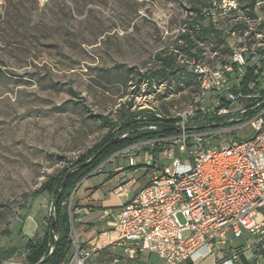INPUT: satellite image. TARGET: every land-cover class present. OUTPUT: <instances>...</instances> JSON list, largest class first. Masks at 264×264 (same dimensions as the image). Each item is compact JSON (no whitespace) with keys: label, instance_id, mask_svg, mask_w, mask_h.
I'll list each match as a JSON object with an SVG mask.
<instances>
[{"label":"rangeland","instance_id":"374dc122","mask_svg":"<svg viewBox=\"0 0 264 264\" xmlns=\"http://www.w3.org/2000/svg\"><path fill=\"white\" fill-rule=\"evenodd\" d=\"M248 2L0 0V264L27 263V242L40 241L53 216L54 196L42 185L95 151L111 131L96 114L118 123L132 112L175 117L187 107L197 90L195 78L189 80L182 70L149 77L159 67L158 52L165 50L185 70L194 57L218 64L237 51H245V58L260 54L264 0L255 6V17ZM195 5L203 9L206 25L215 23L219 36L197 37L190 24ZM186 30L196 42L197 56L182 49ZM257 62L264 71V61ZM250 101L242 99L233 109ZM217 124L222 129L239 123L222 117ZM242 135L231 131L223 138L241 140ZM148 141L132 144L133 152H152ZM219 141L211 138L213 144ZM109 159L97 169L121 164ZM81 181L64 203L71 217Z\"/></svg>","mask_w":264,"mask_h":264},{"label":"built area","instance_id":"2783aa9c","mask_svg":"<svg viewBox=\"0 0 264 264\" xmlns=\"http://www.w3.org/2000/svg\"><path fill=\"white\" fill-rule=\"evenodd\" d=\"M260 47V54L254 51L245 58V51H237L232 59L218 64L193 58L191 68L186 71L193 73L197 90L187 107L175 116L178 133L148 139L152 151L146 155L149 182L117 213L119 235L114 244L129 258L150 252L162 264H186L188 260L211 255L215 264H243L240 254L247 248L254 250L256 264H261L264 259V251H259L260 247L264 249V86L260 84L263 71L248 84L253 93L242 91L248 66L264 61V42ZM258 72L257 69L255 73ZM258 87L261 90L257 93ZM242 99H256L257 103L250 101L234 110V105ZM222 117L239 124L217 129L218 119ZM208 126L211 128L204 132ZM247 127L253 132L241 140L223 138L231 131ZM144 129L158 130L159 125L148 123ZM214 137H220V141L213 144ZM133 146L115 152L109 160L126 159L129 166H138ZM165 156L171 160L170 164L164 163ZM52 212L56 214L54 205ZM114 214L111 208L104 210V217ZM73 231L74 251L63 264H88L98 248L80 246ZM245 232L253 237L243 248L237 240ZM54 237L58 239L59 235Z\"/></svg>","mask_w":264,"mask_h":264},{"label":"trees","instance_id":"16d2710c","mask_svg":"<svg viewBox=\"0 0 264 264\" xmlns=\"http://www.w3.org/2000/svg\"><path fill=\"white\" fill-rule=\"evenodd\" d=\"M259 1L261 0H250V2H248L253 17L256 15L254 9ZM191 10L196 13V16L191 19L190 24L192 28H195L197 37L204 38V35H209L211 32H215L216 36H219L220 32L215 27V23L209 21L207 25L205 24L204 21L206 17L203 9L199 5L193 6ZM261 24L264 25V19L261 21ZM181 37L187 43V46L182 49L187 53L197 56V54H193V48L196 46V42L192 38L191 32L186 30L181 33ZM225 47L226 49H229V46L228 48L227 46ZM262 52H264V49ZM156 60L159 62V67L155 68L152 73L149 74V77L156 76L166 78L180 70H182L184 76L189 80L194 77L193 73L180 68L176 64V59L165 50L156 54ZM257 69L259 71L258 74L255 73ZM262 71V68H258V65L248 66V71L242 80V91L245 94L253 93V90L248 87V84L253 78L259 77ZM72 92L75 93L73 90ZM137 113L138 112L130 113L123 122L118 123L114 122L108 116L96 114V117H99L111 125V131H109V134L98 144L99 146L95 151L85 156H81L73 164V167L62 169L57 175L53 176L51 180L42 185L41 189L52 193L55 201L62 188L64 180H66L65 189L58 200L57 213L52 216L48 230L40 241L29 239L25 246V250L27 251V264H63L67 259L73 245V240L71 237V216L64 211V201L70 199L77 184L84 177L90 176V173L96 170L107 158L127 146L162 135L178 133V129L175 127L178 117L155 115V112H150L149 114H144V112L140 114ZM148 123L159 125V129H144V126ZM124 133H127V135L122 137ZM116 135H119L120 139L110 147L101 150ZM91 158L92 160L88 164H85ZM54 219L56 221L52 226L51 224ZM55 234L59 235L58 239H55ZM52 246H56L53 252H51Z\"/></svg>","mask_w":264,"mask_h":264},{"label":"crops","instance_id":"0c3cea01","mask_svg":"<svg viewBox=\"0 0 264 264\" xmlns=\"http://www.w3.org/2000/svg\"><path fill=\"white\" fill-rule=\"evenodd\" d=\"M260 84L264 86V71ZM241 131L242 136H248L253 132L250 127L243 128ZM148 153V151L138 153V166L136 167L129 166L126 159L117 160L115 162L121 164H118L116 169L104 171L99 169L93 175L83 179L78 186L75 194L72 229L80 246L98 248L88 264H162L161 259L150 252H143L138 258L131 259L121 247L114 244L119 235L116 225L117 213L149 182L150 168L146 163ZM143 168L145 172L141 171ZM98 174H100L99 180L89 182L92 176ZM107 208H111L116 214L104 217V210ZM252 237L250 233L245 232L243 237L237 240V244L244 248ZM73 251L72 245L69 255ZM259 251H264V249L260 247ZM240 261L243 264H256L254 250L245 248L240 254ZM186 264H215V259L211 255L204 256L188 260ZM261 264H264V259Z\"/></svg>","mask_w":264,"mask_h":264},{"label":"water","instance_id":"95a60500","mask_svg":"<svg viewBox=\"0 0 264 264\" xmlns=\"http://www.w3.org/2000/svg\"><path fill=\"white\" fill-rule=\"evenodd\" d=\"M120 139V136L119 135H117V136H115L113 139H111L104 147H103V149H106V148H108V147H110L111 145H113V143H115V142H117L118 140ZM96 156V155H95ZM92 160V158L91 159H89L85 164H88L90 161ZM65 186H66V180H64V182H63V185H62V188L60 189V192H59V194H58V196H57V198H56V200H55V202H54V210H55V213H57V204H58V200H59V197L61 196V194H62V192L64 191V189H65ZM55 219L52 221V226L54 225V223H55ZM55 248H56V246L53 248V251L55 250ZM52 251V252H53ZM1 264H16V263H14V262H7V263H1Z\"/></svg>","mask_w":264,"mask_h":264}]
</instances>
